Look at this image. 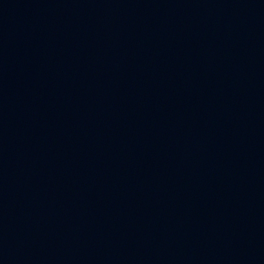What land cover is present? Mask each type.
Returning a JSON list of instances; mask_svg holds the SVG:
<instances>
[{
  "label": "water",
  "instance_id": "1",
  "mask_svg": "<svg viewBox=\"0 0 264 264\" xmlns=\"http://www.w3.org/2000/svg\"><path fill=\"white\" fill-rule=\"evenodd\" d=\"M0 264H264V0H0Z\"/></svg>",
  "mask_w": 264,
  "mask_h": 264
}]
</instances>
